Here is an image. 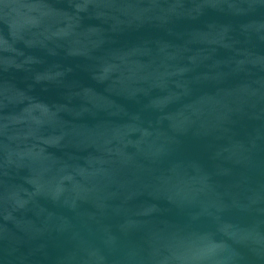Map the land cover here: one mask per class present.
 <instances>
[{"label": "water", "instance_id": "1", "mask_svg": "<svg viewBox=\"0 0 264 264\" xmlns=\"http://www.w3.org/2000/svg\"><path fill=\"white\" fill-rule=\"evenodd\" d=\"M0 264H264V0H0Z\"/></svg>", "mask_w": 264, "mask_h": 264}]
</instances>
